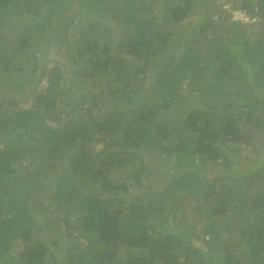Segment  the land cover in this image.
Here are the masks:
<instances>
[{"label":"trees","instance_id":"16d2710c","mask_svg":"<svg viewBox=\"0 0 264 264\" xmlns=\"http://www.w3.org/2000/svg\"><path fill=\"white\" fill-rule=\"evenodd\" d=\"M217 1L0 0V264H264V0Z\"/></svg>","mask_w":264,"mask_h":264},{"label":"rangeland","instance_id":"374dc122","mask_svg":"<svg viewBox=\"0 0 264 264\" xmlns=\"http://www.w3.org/2000/svg\"><path fill=\"white\" fill-rule=\"evenodd\" d=\"M217 2H223L225 5H224V10H225V12L226 13H230L231 15H232V19L234 18V17H236V14H239V15H241V12H239V11H236L237 9H232V7H231V3L230 2H226L225 0H218ZM55 3H57V1H55V2H53V3H49V4H45V7H43L44 9L43 10H50L51 9V6H53V5H55ZM50 8V9H49ZM60 10H58V13L56 14V15H54V13H52L50 16H49V19L50 20H52V26L53 25H55V22H56V20H57V18H58V16L60 15V13L61 12H59ZM244 13L242 12V15H243ZM70 14L69 13H63L62 15H61V20H62V24H66L67 23V20H68V16H69ZM72 15V14H71ZM70 15V16H71ZM54 16H56V20H55V17ZM45 21V20H44ZM76 21V20H75ZM251 22H253V21H251ZM179 26H181L183 29H185V30H188L189 29V24H187V22H183V25L182 24H180ZM79 26H78V23L77 24H75V23H73V24H71V25H69V28H67V29H63V28H60L59 30H58V34H59V36L61 37V39L62 40H67V41H61V42H56V39L54 38V40L52 41V45L50 46V50H49V54L47 55V59L45 60V63L46 62H50V64H52V63H54V62H56V61H65L66 60V53H67V50H68V48H69V45H70V41L72 40V39H75L74 38V36L76 35L77 37L79 36H81L82 34H81V31H80V29L78 28ZM31 28H32V30L31 31H33L34 33H33V35H39V32L40 31H36L35 29H36V26L34 25V24H32V26H31ZM260 27L258 26V24L256 23V25H255V27H253V29H255V30H257V29H259ZM26 29L25 28H23L22 26L21 27H19L16 31H14L13 33H17V32H24ZM22 32V33H23ZM56 32V31H55ZM63 34H62V33ZM123 32V30H121V33ZM21 33V34H22ZM46 33H47V30L45 29V32H40V34L41 35H43V36H45L46 35ZM57 33H55V34H57ZM121 33H119L118 31H113V33L112 34H109L108 35V38L109 37H116V36H118V35H122ZM67 35V36H66ZM46 37V39H50V38H47V36H45ZM54 37V36H53ZM55 37H56V35H55ZM66 37L68 38V39H66ZM76 37V38H77ZM122 39H124V40H127V39H129V37L128 36H126V35H122V36H120ZM97 38H99V39H96V41H95V44H98V45H101V44H103V43H105V39L102 37V36H99V37H97ZM90 40H91V37H90ZM109 40H111V41H113V38L112 39H109ZM56 42V43H55ZM65 42H67L69 45H67L66 47L64 46V44H66ZM64 43V44H63ZM70 47H72V48H75V45H72V46H70ZM43 48V47H42ZM12 49H10V51H11ZM35 49H33V51H34ZM208 50H210V47L208 48ZM32 52V50H29V51H27V54H29V53H31ZM42 54H43V52H42V50L40 51ZM119 52H121L120 51V49H117L116 50V54H118ZM124 54H126V52H124ZM65 58V59H64ZM15 73L17 74V73H19V71L18 70H14L13 69V67H12V74H11V76L10 77H13L14 75H15ZM46 79L45 78H43V81L41 82L42 83V86H45L46 85V81H45ZM227 82H228V84H232L234 81H233V78L232 77H228V79H227ZM234 84V83H233ZM7 93V92H6ZM183 93V92H182ZM184 94V93H183ZM183 94H181L180 93V95L181 96H179V99L180 100H182V98H183ZM185 95V94H184ZM194 97V98H193ZM190 98H191V100H189V103H188V105L190 104V106L191 107H193L194 106V104H197L198 102H199V100H198V98L196 97V96H190ZM157 101V103H156V105L157 104H161V103H163L164 101L162 100V99H154V101ZM150 102H153V100H151ZM8 106L10 105L9 103L7 104ZM11 106V105H10ZM174 110V109H173ZM168 113L169 112H167L166 114L168 115ZM175 117H176V115H175ZM163 118H164V116L162 117V119L161 120H163ZM258 138V137H257ZM259 139V138H258ZM235 145H240L241 146V148H238V150H233L234 148H231V149H229L230 150V152L231 153H233V156H236V158H238L240 161L241 160H243V158L245 159V156L247 155V154H249V155H251V146H249L248 144H246V143H242V141L240 142V143H234V144H232L231 145V147H234ZM157 151H153V152H149V153H151V154H153V155H156L155 154V152L156 153H158L159 152V150L158 149H156ZM253 154V153H252ZM218 161H222V158L221 159H218ZM148 162V161H147ZM151 162H153V161H151ZM222 163V162H221ZM168 164H171V165H173V163L172 162H166V164L165 165H168ZM211 166H214L213 167V169L212 170H210V171H208L207 172V169L206 168H203L202 169V171L203 172H207L208 173V175L210 176V177H215V176H217V174L218 173H220L222 170H220V168L219 167H221V166H219L218 164H212ZM220 170V171H219ZM215 174V175H214ZM225 179H222V180H218V179H216L215 181H216V184L217 185H220L223 181H224ZM228 183H230L231 185H234V186H236V188L238 187V186H244V185H246V184H242V185H239L238 183H237V181L236 180H234V179H231V180H228L227 181ZM190 219H196V221L197 220H200L199 218H197V216L196 217H190ZM180 220V222H178V225H180L182 228H186L187 230L189 229V226L188 225H186L185 223H184V221L185 220H183V219H179ZM88 240H81V239H77V242H80L81 244H82V246H85L86 245V243H88L87 242ZM65 242H66V240H64L62 243H61V245H62V247L64 246V244H65ZM74 248V247H73ZM65 259V258H64Z\"/></svg>","mask_w":264,"mask_h":264},{"label":"clouds","instance_id":"9594fccd","mask_svg":"<svg viewBox=\"0 0 264 264\" xmlns=\"http://www.w3.org/2000/svg\"><path fill=\"white\" fill-rule=\"evenodd\" d=\"M236 11H239V12H241V15H239V14H236V17H234L235 19H241V20H243L244 22H250V21H254L255 19L254 18H250L244 11H242V10H239V9H237ZM242 12L244 13L243 15H242Z\"/></svg>","mask_w":264,"mask_h":264}]
</instances>
